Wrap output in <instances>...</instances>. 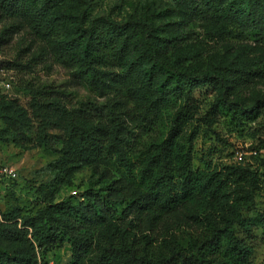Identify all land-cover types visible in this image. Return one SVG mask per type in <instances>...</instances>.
<instances>
[{
    "label": "trees",
    "instance_id": "obj_1",
    "mask_svg": "<svg viewBox=\"0 0 264 264\" xmlns=\"http://www.w3.org/2000/svg\"><path fill=\"white\" fill-rule=\"evenodd\" d=\"M168 1L145 3L117 21L92 16L88 0H0V13L12 20L7 29L29 30L104 98L91 113L45 87H25L38 143L58 157L46 165L53 180L40 192L43 206L33 215L18 208L1 214L0 264H48L47 253L65 243L68 264H253L249 242L254 226L264 229V216L245 212L253 208L258 172L194 168L192 149L197 90L214 93L238 120L264 121V98H246L264 80V57L203 60L187 41L196 25L222 34L230 23L264 46V0ZM48 113L66 123L59 140L46 133ZM0 118V135L30 141L31 117L16 100H1ZM102 164L122 177L105 192L54 202L74 172H97Z\"/></svg>",
    "mask_w": 264,
    "mask_h": 264
},
{
    "label": "rangeland",
    "instance_id": "obj_2",
    "mask_svg": "<svg viewBox=\"0 0 264 264\" xmlns=\"http://www.w3.org/2000/svg\"><path fill=\"white\" fill-rule=\"evenodd\" d=\"M92 5V16L103 15L122 21L133 15L143 4L151 3L166 7L168 0H88ZM12 20L0 13V102L13 99L31 117L32 129L26 135L30 141L18 145L11 136L4 133L0 138V216L5 211L20 209L21 214L33 215L42 204L41 193L46 184L52 183L53 174L46 165L58 157L38 143L40 126L32 116L30 96L25 87H45L51 94H58L68 107L84 108L94 113L95 107L104 102L96 92L90 90L84 81L73 75V69L47 53L46 44L29 30L7 27ZM222 34H216L213 27L196 25L187 44L197 48L203 60L206 58L229 59L234 55L243 57H264V46L254 42L234 24H224ZM197 119L194 126L197 136L193 141V167L198 169H226L231 166L247 165L258 172V189L254 196L252 210L248 217L264 216V121L262 117L238 120L218 106L215 95L209 90H197ZM264 98V80L256 81L246 98ZM49 122L46 133L59 140L65 129V121L46 114ZM158 125L155 132L163 129ZM0 128L4 123L0 118ZM56 146H58L56 141ZM242 154L238 160L237 153ZM16 172L12 178L2 174V168ZM106 175V177H101ZM121 169L113 164L100 165L97 172L84 166L74 172L70 181L63 184L54 202L67 196L81 197L88 189L106 191L111 180L122 177ZM261 223L253 227L250 244L253 247V264H264V229ZM163 234V230L160 231ZM48 264H68L71 252L68 244L56 247L46 255Z\"/></svg>",
    "mask_w": 264,
    "mask_h": 264
},
{
    "label": "built area",
    "instance_id": "obj_3",
    "mask_svg": "<svg viewBox=\"0 0 264 264\" xmlns=\"http://www.w3.org/2000/svg\"><path fill=\"white\" fill-rule=\"evenodd\" d=\"M236 157L238 160H242V154L241 153L238 152L236 154ZM1 172H2V174L7 175V176H11L12 178L16 177V172L11 170V169H8L6 167L2 168Z\"/></svg>",
    "mask_w": 264,
    "mask_h": 264
}]
</instances>
